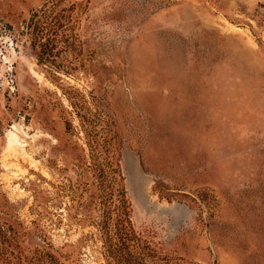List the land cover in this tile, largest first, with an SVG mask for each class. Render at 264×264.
<instances>
[{"label":"rangeland","instance_id":"obj_1","mask_svg":"<svg viewBox=\"0 0 264 264\" xmlns=\"http://www.w3.org/2000/svg\"><path fill=\"white\" fill-rule=\"evenodd\" d=\"M108 160L146 264H264V0H0V264H107Z\"/></svg>","mask_w":264,"mask_h":264},{"label":"trees","instance_id":"obj_2","mask_svg":"<svg viewBox=\"0 0 264 264\" xmlns=\"http://www.w3.org/2000/svg\"><path fill=\"white\" fill-rule=\"evenodd\" d=\"M105 185L102 194V217L96 222L107 264H146L141 240L131 219L127 196L118 163L108 160L102 171Z\"/></svg>","mask_w":264,"mask_h":264}]
</instances>
